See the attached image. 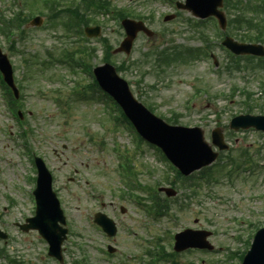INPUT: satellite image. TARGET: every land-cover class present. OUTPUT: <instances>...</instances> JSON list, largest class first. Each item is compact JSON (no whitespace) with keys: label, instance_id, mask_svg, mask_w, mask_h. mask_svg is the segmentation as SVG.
<instances>
[{"label":"rangeland","instance_id":"1","mask_svg":"<svg viewBox=\"0 0 264 264\" xmlns=\"http://www.w3.org/2000/svg\"><path fill=\"white\" fill-rule=\"evenodd\" d=\"M112 1L118 7L128 8L135 15L145 18L154 16L153 21L148 25L156 33V37L148 39L141 35L132 56L127 57L119 54L113 55L112 58L117 65L124 61L128 62L129 66L133 65L121 76L129 84L131 83L132 91L140 101L146 106H152L155 114L160 117L170 118L176 112L182 125L192 127L199 125L204 129L209 142H211L213 129L219 126L224 128L226 140L231 148L228 157L239 159L240 152L245 149L258 164H264V150L262 149L264 136L261 133L250 131L248 134L232 135L226 127L233 117L245 114L246 95L240 91L241 88L252 95L254 107L252 114H264V111L261 110V108L264 110V67H259L256 60L232 61L215 43L214 53L219 58L220 74H213L209 71L208 59H196L186 53L182 55L186 60L185 63L178 62L162 69L156 66L153 60L149 61L144 57L146 52L147 54L151 52L152 42L159 45L174 39L176 43L184 46L199 47L205 44L202 33L206 37L210 36L215 39L218 37L217 31L213 30L211 25L204 27L203 31H197L187 21V19H193L191 13L187 11L171 22H164V17L174 13L175 10L159 0ZM251 1L252 3L262 2V0ZM16 4L12 0H0L1 15H4L6 19H13V12L24 10V8L28 13L25 2L21 6ZM38 11L37 9L35 13ZM255 18L264 25L263 11ZM94 19L101 23L104 35L110 39L113 48H117L124 38L123 30L112 19L105 16H98ZM164 32L169 36L161 37ZM26 33V38L23 41L18 38L17 33L15 37V46L22 50L25 56L22 57L16 52L12 53L8 47L7 37L2 33H0V47L9 53L15 65L19 64L17 77L24 84L25 89L22 110L27 113L32 112L31 117L27 115L24 127L27 126L34 130L35 135L31 140L32 150L43 155L51 169L55 171L56 185L61 191L63 207L72 226L70 235L72 243H68L69 246L65 251V264H74L85 258L88 259V264H111L114 262L104 254V238L95 232L88 222L94 213L100 211L98 199L104 201L106 204L104 212L111 218H113V207L123 205L130 209L131 211L128 210L125 219L129 225L143 235L148 233L147 228L143 229L145 224L151 226L152 233H158L164 229L171 230L174 234L180 231L178 226L181 222L187 227L205 229L214 233L210 242L216 247V253L196 252L182 255L179 257L180 262L236 264L238 261L234 258L228 260L227 255L232 251L244 250V242L252 230L245 223L242 226L236 225L233 218L242 217L245 222L252 221L255 226L264 225V200L247 199L249 194L264 193V168L256 170L254 179L246 175L250 182H246L248 180L246 176L237 177L239 174L236 173L234 175L236 180L231 184L226 172L214 184L206 185V182L202 181L201 186L197 188L198 194L191 200L183 197L185 191L182 190L181 199L184 207L187 205V209L180 212L174 205V213L179 219V223H172L168 218L162 222H150L137 213L133 204L120 197L123 179L119 175L118 158L115 156L113 144L116 142L124 147L122 149L134 150L130 134L122 128L105 133L100 123H107L110 128L113 125L109 122L106 111L103 110L105 109L103 103L98 98L90 101L77 99L72 92V86H65L61 80L63 76H72L69 69L56 65L57 62L49 67L42 63L46 62L48 52L57 57L62 51L65 41L63 40L65 38L63 30L60 27H51L48 20L41 28H27ZM238 34L241 35L242 31ZM66 43L71 44L67 40ZM90 44L98 50L91 63L94 66L103 64V53L98 39L93 40ZM34 57L37 59L35 60ZM32 58H34L31 63L33 69L29 71L24 66L23 60ZM227 67L232 68L226 70ZM30 74L34 76V79L26 82ZM83 79L86 83H90L88 77ZM196 88L206 89L208 96H201L196 101L195 110L192 112L186 108V102ZM221 93L224 96H221ZM54 97L67 99L70 107L59 106L53 100ZM106 100L108 101V99ZM202 119H205L206 123H203ZM119 120L125 122L124 118ZM9 129L15 133L22 131L23 127L22 125L19 127L10 111L5 107L3 100L0 99V155L5 157L4 160L0 158V228L8 230L12 235L11 239L15 240L10 245L0 241V247L4 248L10 256L15 255L11 247H18L19 260L24 264H56L55 261L45 256L47 253L46 244L40 237V240L37 241V233L25 234L15 224L24 222L25 215L32 214L33 206L30 198L14 189V185L19 182L23 183L24 173H34V171L31 164L27 170L24 168L23 162L27 158L18 146L20 141L10 138ZM92 136L95 140H102L103 149L91 142L90 137ZM135 138L139 142L138 137L135 136ZM142 148V151H135L136 168L142 184L153 188L157 185L169 186L166 179L174 181V173L168 169L164 161L154 156L153 149L145 144L142 145ZM229 164V161H225L223 165L228 168ZM75 177L78 178V181L70 183L69 179ZM7 192L13 193L16 204L8 206ZM96 194L97 196L94 197ZM196 220H198L197 224H195ZM120 229L119 237L123 243L120 244L119 241L120 256L118 258H122L124 254L137 253L138 250L142 252L141 241H136L125 227H120ZM227 232L242 235L243 242L229 238ZM164 245L167 251H171L172 241L169 237ZM201 257L208 261L200 262L199 258ZM131 264L136 263L132 262Z\"/></svg>","mask_w":264,"mask_h":264},{"label":"water","instance_id":"2","mask_svg":"<svg viewBox=\"0 0 264 264\" xmlns=\"http://www.w3.org/2000/svg\"><path fill=\"white\" fill-rule=\"evenodd\" d=\"M219 4H220V1H216V5H215V7H216L217 5H219ZM129 45H130V41H129V42L127 41V42L125 43V45H124L125 50H126V49L128 50ZM240 47L245 48V47H249V46H240ZM232 48H233L236 52H238V53L243 52L242 50H240V48L237 46V44H236V45H233ZM198 138H199L200 143L202 144V138H201V135H199ZM197 142H198V141H197ZM220 143H221V140H220ZM214 159H215V157L211 156L210 159H208L206 162L199 163V164H197L196 166H193V167H191V168L186 167V170H188V171L191 172V171H193V170H195V169H198V168L202 167L203 164H204V165H205V164H209V163L212 162ZM256 255H257V252H254L251 256L254 258Z\"/></svg>","mask_w":264,"mask_h":264}]
</instances>
